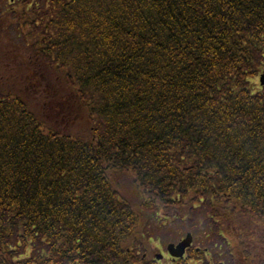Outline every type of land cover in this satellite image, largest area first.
I'll list each match as a JSON object with an SVG mask.
<instances>
[{
  "label": "trees",
  "instance_id": "1",
  "mask_svg": "<svg viewBox=\"0 0 264 264\" xmlns=\"http://www.w3.org/2000/svg\"><path fill=\"white\" fill-rule=\"evenodd\" d=\"M6 5L0 264H166L184 221L264 237V0Z\"/></svg>",
  "mask_w": 264,
  "mask_h": 264
},
{
  "label": "rangeland",
  "instance_id": "2",
  "mask_svg": "<svg viewBox=\"0 0 264 264\" xmlns=\"http://www.w3.org/2000/svg\"><path fill=\"white\" fill-rule=\"evenodd\" d=\"M6 0H0V9L6 8ZM6 48V45L3 46ZM258 78L256 79V86L258 88ZM164 216V215H162ZM186 221L184 223H174L170 224L171 227L177 229V236L170 237L166 239L164 236L166 233H173L169 228L164 230L162 238L154 243L150 244V250L153 254H162L163 258L159 260V263L172 264V260L166 251V245L170 242L176 243L181 238L184 237L186 232H191L186 226ZM204 224H206L204 222ZM258 223L255 221L253 223H247L245 228H241L240 225H228L221 232L223 234L216 235L212 229H207L208 227L199 226L197 231L195 230L193 234V246L192 248H207L206 259L211 261L214 260V264L221 262L222 264H232L236 259H240L243 264H264V244L259 243V241H264V237L260 230H257ZM192 250V249H191ZM190 255V254H189ZM213 258V260H211ZM188 264H199V262L194 259H186Z\"/></svg>",
  "mask_w": 264,
  "mask_h": 264
},
{
  "label": "water",
  "instance_id": "3",
  "mask_svg": "<svg viewBox=\"0 0 264 264\" xmlns=\"http://www.w3.org/2000/svg\"><path fill=\"white\" fill-rule=\"evenodd\" d=\"M260 83L264 85V75L260 77ZM191 242L192 235L190 233H187L185 237L180 240L177 244L169 243L166 248L172 257L181 258L185 252V249L191 245Z\"/></svg>",
  "mask_w": 264,
  "mask_h": 264
},
{
  "label": "flooded vegetation",
  "instance_id": "4",
  "mask_svg": "<svg viewBox=\"0 0 264 264\" xmlns=\"http://www.w3.org/2000/svg\"><path fill=\"white\" fill-rule=\"evenodd\" d=\"M184 257H185V255H184ZM172 261H175L174 259H171Z\"/></svg>",
  "mask_w": 264,
  "mask_h": 264
}]
</instances>
